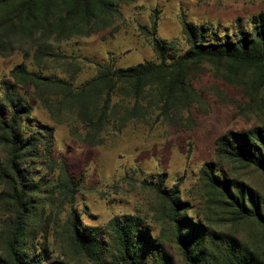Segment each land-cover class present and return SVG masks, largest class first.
Listing matches in <instances>:
<instances>
[{
	"label": "rangeland",
	"instance_id": "rangeland-1",
	"mask_svg": "<svg viewBox=\"0 0 264 264\" xmlns=\"http://www.w3.org/2000/svg\"><path fill=\"white\" fill-rule=\"evenodd\" d=\"M260 11H264V0H131L117 4L110 26L89 36L72 35L58 42L49 37L46 42L53 49L52 55L39 64L31 58L24 62L41 76L68 83L74 94L96 75V64L112 63L123 68L154 61L149 36L153 16L157 22L155 36L175 41L176 49L182 52L187 47L182 17L221 35L235 31L237 18L247 29L249 18ZM22 61V53L17 50L0 55V80L8 78L9 70ZM187 82L191 90L187 100L177 94L158 98L154 89H147L141 100L145 110L130 109L132 100L120 91L112 98L111 104L116 107L104 125L96 120L99 104L96 107L88 96L75 101L73 94L60 95L64 91L59 92V85L37 90L40 99L33 102L27 125L36 130L51 129L48 157L52 170L40 165L39 159L32 171L35 180L44 176L51 182L36 195L41 203L36 217L40 216L48 232L39 235L35 243L46 245L49 259L92 264L73 250L63 233L71 207L80 227L100 231L115 216H138L149 226L151 237L160 239L164 251L181 264L167 221V207L147 184L156 183L160 175L164 188L178 184V196L189 203L187 214L195 222L241 242L256 240L258 230L252 224L226 221V215L202 186L199 169L203 163L214 161L229 177L264 199V176L260 172L220 161L213 154L214 140L224 132L264 125V83L250 68L207 62L190 66ZM86 109L92 114L91 121L85 117ZM61 168L72 176L75 185L72 202L65 193H59L65 184ZM105 250L112 252L107 247ZM105 263L116 264L106 255Z\"/></svg>",
	"mask_w": 264,
	"mask_h": 264
},
{
	"label": "trees",
	"instance_id": "trees-1",
	"mask_svg": "<svg viewBox=\"0 0 264 264\" xmlns=\"http://www.w3.org/2000/svg\"><path fill=\"white\" fill-rule=\"evenodd\" d=\"M129 1L0 0V55L17 50L23 57L22 62L9 70L10 80H0V264H67L61 258L49 259L46 245L35 243L39 235L48 232V226L40 216L36 217L41 205L36 195L51 182L44 176L35 180L32 171L39 159L40 165L52 170L48 157L52 131L45 127L33 129L27 125V119L33 111V102L40 99L36 95L38 89L59 85L63 89L59 92L64 91L59 94L70 96L73 90L68 83L41 76L24 61L31 58L39 64L44 57L51 56L53 49L46 42L49 37L58 42L72 35L89 36L110 26L117 14V4ZM180 23L185 50L178 52L175 41L155 36L157 22L153 16L149 36L155 60L123 68L112 63L96 64V75L75 89V101L88 96L96 107L99 104L96 120L104 125L112 118L116 106L111 101L120 91L132 100V110L135 107L145 110L141 100L147 89H154L158 98L177 94L187 100L191 92L188 68L202 62L250 68L259 82L264 83V11L249 18L247 29L237 18L231 34L220 35L183 17ZM87 110L85 117L91 121L92 114ZM213 154L220 161L251 167L264 176V125L224 132L214 140ZM61 170L65 184L59 193H65L72 202L75 194L72 176ZM199 180L226 215V221L250 223L258 235L254 242H241L195 222L187 214L189 203L178 196V184L164 188L160 175L156 183L147 184L167 207V221L180 263L264 264V199L251 187L229 177L214 161L202 164ZM50 187L53 190L54 183ZM63 233L73 250L92 264H106L105 255L116 264H177L164 251L163 242L152 238L149 226L136 215L115 216L100 231L80 227L78 215L70 207Z\"/></svg>",
	"mask_w": 264,
	"mask_h": 264
}]
</instances>
